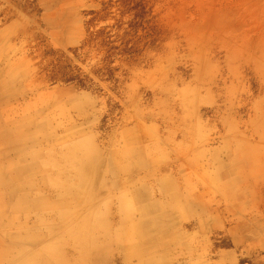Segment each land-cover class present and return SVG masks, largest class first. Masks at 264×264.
Masks as SVG:
<instances>
[{"label":"rangeland","instance_id":"rangeland-1","mask_svg":"<svg viewBox=\"0 0 264 264\" xmlns=\"http://www.w3.org/2000/svg\"><path fill=\"white\" fill-rule=\"evenodd\" d=\"M16 73L17 98L93 97L106 144L125 127L164 128L187 111L210 146L239 140L264 166V0H0V83ZM252 185V241L236 248L214 239L236 264H264V177ZM18 195L0 200V264H126L113 248H92H111L107 221L104 232L90 219L65 232L4 217L3 206L42 204ZM39 229L42 241L23 239Z\"/></svg>","mask_w":264,"mask_h":264},{"label":"crops","instance_id":"crops-1","mask_svg":"<svg viewBox=\"0 0 264 264\" xmlns=\"http://www.w3.org/2000/svg\"><path fill=\"white\" fill-rule=\"evenodd\" d=\"M18 79L11 74L0 83V200L19 192V201L42 204L18 212L3 206L4 217H35L65 232L84 219L104 232L107 221L112 229L102 235L111 248L91 247L113 248L126 264L237 263L234 250L214 239L236 248L252 241V184L264 177L253 148L239 140L210 146L187 111L164 128L125 127L106 144L93 97L17 98ZM43 233L23 239L37 243Z\"/></svg>","mask_w":264,"mask_h":264},{"label":"bare ground","instance_id":"bare-ground-1","mask_svg":"<svg viewBox=\"0 0 264 264\" xmlns=\"http://www.w3.org/2000/svg\"><path fill=\"white\" fill-rule=\"evenodd\" d=\"M82 222H83V221H82ZM88 225H89V223H88ZM97 225H98V224H97L96 222H95V223H94V222L91 223V226H92V227H96Z\"/></svg>","mask_w":264,"mask_h":264}]
</instances>
